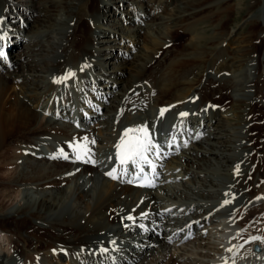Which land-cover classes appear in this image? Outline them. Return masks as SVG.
<instances>
[{
  "label": "bare ground",
  "instance_id": "1",
  "mask_svg": "<svg viewBox=\"0 0 264 264\" xmlns=\"http://www.w3.org/2000/svg\"><path fill=\"white\" fill-rule=\"evenodd\" d=\"M43 1L0 0V40L8 42L0 57V264H264V239H251L264 238L263 60L256 35L236 36L241 22L264 18L263 3L242 10L241 0H220L224 22L236 9L234 26L213 30L205 50L203 30L185 27L178 53L190 57L152 75L146 68L173 29L192 22L203 2L183 0L163 15L173 0H52L58 13L39 19ZM147 7L151 20L142 18ZM205 53L215 62H200ZM69 70L75 75L54 82ZM223 90L228 101L215 100ZM142 125L160 146L159 157L149 154L154 189L127 184L112 157L124 130ZM83 143L96 163L76 159L72 145ZM113 168L118 179L105 174Z\"/></svg>",
  "mask_w": 264,
  "mask_h": 264
},
{
  "label": "rangeland",
  "instance_id": "2",
  "mask_svg": "<svg viewBox=\"0 0 264 264\" xmlns=\"http://www.w3.org/2000/svg\"><path fill=\"white\" fill-rule=\"evenodd\" d=\"M196 1L203 2V6L201 8H199L198 10L196 9L197 11H196V13L194 15L195 18L190 19V21H192V22L187 23V24L183 25L180 28H174L173 29V27L170 28V26H168V25H167V27H165V30L166 31L167 30L169 31L170 29H173L174 39H172L170 42H168L167 43V46H166L167 48L166 47H163L161 53L158 54L155 57V60L153 61V63H150L148 65V67L146 68L147 73L152 74V75H154V74L155 75H157V74H160L161 75V73L165 72L166 67H167L170 59L172 60L173 58L179 57V58H182V59H186L187 60L188 57H190L191 54H185V56L184 55L182 56V54H179L178 53V50L181 49L182 45L185 43V41H186V39L188 37V34H187L188 32H186L184 30L185 27H195V30H197V31L203 30L202 32H204V34H203L204 37H203V41H202L201 47H203V49L205 50L206 47H207V45H208L207 39L212 34V31L213 30H214L215 33H217V32H220L222 30L231 29L234 26L233 24H235V19L238 18L237 17L236 9H232L229 12V16H228L227 20H225V22H224L223 19H222L223 18V16H222L223 15V9H222L223 6L222 5H224V3H221L220 0H192V1L191 0H188L187 2H190V3H193L194 2L195 3ZM263 1L264 0H241L240 2H241V7L242 6H244V7L246 6L247 7L248 4H250V3L252 4L253 3V6L255 7V10H258L259 7L262 5V3L264 5V2ZM94 2H95V0H93L92 4H94ZM182 2H183V0H180V1L179 0H173V3H172L173 5L171 4L172 6L171 5H168L166 3V5L168 7H165V6H161L160 7L161 14H163V15L164 14L165 15H168L169 14L170 15V13H172V9L175 11V9L177 7H181ZM230 2L232 3L233 0H230ZM205 3L206 4H208V3L209 4L214 3V4L211 5V7H208V6L205 7ZM217 3H219V5ZM117 4H120V5H117ZM115 5H116V9L117 8L122 9L123 7H124V9L125 8L127 9V6H128L127 5V1L124 2V5L123 4L121 5V3L114 2V6ZM233 6H235V4H233ZM244 7L240 8V9H242V10L246 9ZM40 9L42 11H40L41 12L40 13L41 16L39 15V17H38L39 19L45 18L46 16L47 17H51L54 14H57L58 13V10H57L58 7L54 5V3L52 2V0H44L42 6H40ZM152 11H153V13H156L155 10L152 9ZM52 12H54V13H52ZM149 12H150V10L147 7L142 12V15H146V17H142V18L143 19H146V20L153 19V15L154 14H150L151 15L150 16V15H148ZM146 13H148V14H146ZM242 13H244V12H242ZM106 14H108V13H106ZM240 16L241 15H239V17ZM111 17L114 18V16H111ZM221 19H222V21H221ZM257 20H258V22H255L252 25L245 24L246 22H244V23L241 22L240 24H238V29H237V32H236V36L237 37L238 36H244L248 32H250V33L252 32V34H254L253 37H255V35L257 36V38H255L253 41H254V44H255V47H256V51L258 52V54H261L260 57H262L261 60H263V61L259 62V64H258V70L257 71L259 72V70H261V78H260V81L264 83V53L262 54V50L264 48V33H261V31L263 29V26H264V24H263L264 23L263 22L264 21V18L262 16V14L260 15V17L257 18ZM19 21L20 22L23 21V18H20V16H18V18L15 19L14 22H12L10 24H12V26H18V22ZM197 21H199V22H197ZM109 23H112V21L109 22ZM19 27L21 28V30H20L21 34H24V30L23 29H24L25 26L19 25ZM13 29L14 28L11 27V30H13ZM106 30H107V28H102L100 31H98L97 34H96V40L97 39L99 40L100 38H103L104 37L103 35L106 33ZM21 42L22 41L20 40V45L19 46H21ZM129 53H130L129 55H131V50H129ZM184 53H187V52H184ZM112 55H114V51H113ZM204 55H205L204 58H202V60L200 61L203 64H204V62H207V61H211V63H213V61L215 62V59L214 58L211 59L207 53H205ZM112 59L113 58L110 57L109 60H112ZM124 59H127V58H124ZM114 60H115V58H114ZM218 61H220V60H218ZM203 64H201V65H203ZM188 65H190V63ZM188 65H187V67H188ZM109 66H112V65L110 64ZM109 66H107V67H109ZM226 66H227V59L225 58L224 62H221L220 68L223 69ZM107 74H109V72H107ZM192 76H193V73L190 74L188 77L190 78ZM21 78L22 77H20L18 80H16V82H21ZM262 88H263V92H262V96H263L264 95V86H262ZM172 90L173 91H171L169 94L166 93L164 96L161 95V99H163V97L164 98H168L170 95H172V93H175V88H173ZM63 94H64V91H63ZM221 94H222V96H220ZM218 95L224 101H228V99H229L227 97L228 94H227V92L225 90L220 91L217 94L213 95V97L215 96L214 97L215 100H218V99H216L218 97ZM61 101H63V100H61ZM44 115L45 114H40V118H38L37 121H40L42 117H46L47 116V114L45 116ZM256 118H259V116L258 117L256 116ZM256 122H258V124H261L260 126H262V123H261L262 120H256ZM257 130H258V134H260L261 131L259 130V128H257L255 131H257ZM0 179H1V177H0ZM0 182H1V180H0ZM3 189H6V188L3 186L2 183H0V190H3ZM8 215H10V217L12 216L11 213H9ZM13 221L14 220L12 218H8L7 220L4 221L3 225H5L6 227H9L10 228V226L13 224ZM25 224L27 225L28 222H26ZM21 234L24 235V233H22V232H21ZM17 243H19L18 244L19 246L24 247V249H27L26 247L29 245V244H26L24 246L21 240H17Z\"/></svg>",
  "mask_w": 264,
  "mask_h": 264
},
{
  "label": "snow or ice",
  "instance_id": "3",
  "mask_svg": "<svg viewBox=\"0 0 264 264\" xmlns=\"http://www.w3.org/2000/svg\"><path fill=\"white\" fill-rule=\"evenodd\" d=\"M4 56H5L4 52L0 51V57H4ZM83 67H86V65L82 66L81 70H83ZM74 75L75 73L69 70L68 72H66L64 76L60 78H55L54 82L60 83V82L66 81ZM170 107H174V106H170ZM167 110H168L167 108H162L160 110L161 116H163V114ZM187 115L188 113L186 112L179 113V116L181 118L186 117ZM181 122L183 121L181 120ZM130 133H132L133 135H129ZM84 139L85 141H87V138H84ZM91 143H95V141L93 140L91 141ZM172 143H174V139L173 141L169 142V146H171ZM72 147L74 149L75 157L77 160H80L84 158L85 156H87L88 159L92 163H96V161L91 160V157L89 155L90 149L87 147V143H83L79 145H72ZM115 148H116V157L119 160V163L121 165H126L130 162L134 167L139 168L140 172H143L144 169L141 165L147 164L153 167V171L155 170V165L153 164L152 160L149 159V154L152 153L153 151H156L157 157H159L160 146L153 142L147 125L137 126L134 129H125L123 134L120 137L119 142L115 145ZM58 155L62 156L65 159H68V154H66L63 150H60ZM126 171L127 169L125 168L124 172L126 173ZM235 171H236V174H239V165L236 166ZM116 173H117V169L113 168L111 171H108L105 174L111 177L112 179H118L119 176L116 175ZM129 182H132V181H129ZM225 195H228V194L226 193ZM223 203L226 205L230 203V201L225 199ZM128 219H132V217L129 216ZM251 239L261 240L264 238L252 237ZM101 251L106 252L107 249H102ZM227 251L231 252L232 249L229 248L227 249Z\"/></svg>",
  "mask_w": 264,
  "mask_h": 264
}]
</instances>
